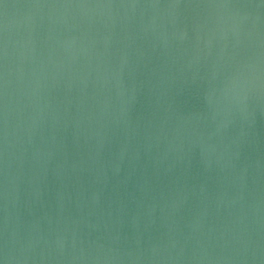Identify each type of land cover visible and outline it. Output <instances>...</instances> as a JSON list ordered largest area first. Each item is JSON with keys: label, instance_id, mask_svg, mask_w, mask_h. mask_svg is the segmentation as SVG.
Wrapping results in <instances>:
<instances>
[{"label": "water", "instance_id": "water-1", "mask_svg": "<svg viewBox=\"0 0 264 264\" xmlns=\"http://www.w3.org/2000/svg\"><path fill=\"white\" fill-rule=\"evenodd\" d=\"M0 264H264V0H0Z\"/></svg>", "mask_w": 264, "mask_h": 264}]
</instances>
